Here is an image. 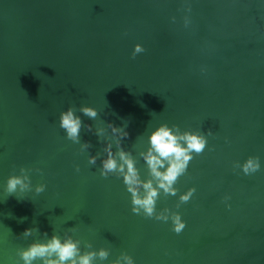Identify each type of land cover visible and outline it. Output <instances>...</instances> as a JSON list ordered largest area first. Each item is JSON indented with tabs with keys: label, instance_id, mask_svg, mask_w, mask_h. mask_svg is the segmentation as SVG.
I'll return each mask as SVG.
<instances>
[{
	"label": "water",
	"instance_id": "obj_1",
	"mask_svg": "<svg viewBox=\"0 0 264 264\" xmlns=\"http://www.w3.org/2000/svg\"><path fill=\"white\" fill-rule=\"evenodd\" d=\"M190 4L186 13L183 0H0V185L21 166L43 170V181L31 173L25 199L0 204V227L12 230L5 258L55 231L82 247H109L110 258L127 251L136 264H264V4ZM136 43L145 52L132 58ZM83 105L98 117L79 113ZM68 107L93 132L127 124L133 152L160 123L212 131L176 185L195 187L192 199L179 209L177 197L158 201L181 212L182 233L131 212L121 180L87 162L102 150L97 137L81 130L89 150L65 138L58 117ZM249 155L261 158V170L234 171ZM29 227L39 231L19 237Z\"/></svg>",
	"mask_w": 264,
	"mask_h": 264
},
{
	"label": "clouds",
	"instance_id": "obj_2",
	"mask_svg": "<svg viewBox=\"0 0 264 264\" xmlns=\"http://www.w3.org/2000/svg\"><path fill=\"white\" fill-rule=\"evenodd\" d=\"M183 3L186 5L185 12L190 13V0H183ZM260 3L264 4V0H260ZM171 19L172 22L176 21L175 16ZM190 24V16L184 15V27L188 28ZM143 52H145L144 46L136 43L132 49V58ZM200 71L205 72L206 68L202 66ZM79 113L95 120L99 112L93 106L83 105L79 108ZM58 126L63 130L65 138L75 145H80L82 150L92 148L90 141L81 140L82 129L97 137L98 142L103 145L102 150L94 155L90 153L87 156V162L90 166H96L99 161L97 170L100 177L114 176L121 180L125 191L129 194L131 212L134 215L170 223L171 231L177 235L185 230L187 222L183 219L181 212L167 206L158 208V201L161 197H177L175 209H179L181 204L192 199L196 192L195 187H189L181 192L176 185L180 177L187 173L194 157L202 154L208 147V137L213 135L211 130L205 133L201 129H182L178 124L160 123L148 132L146 147L133 152L124 145V141L130 135L127 131V124L117 126L108 122L109 134H106L105 128H97L93 132L92 124H85L81 115H78L73 107H68L59 113ZM225 142H229L227 137H225ZM261 167V158L254 155H249L242 163L233 162V170L239 169L245 176L257 173ZM75 170L80 171L78 164ZM33 171L40 173L43 181L41 168L21 166L18 174L16 172L10 174L0 185V204L5 203L12 196L18 201L25 199V194L33 191L31 178ZM46 187L45 182L38 183L34 187V192L37 195L43 193ZM230 200V194H225L221 199L229 210L232 207ZM8 215L11 216V213ZM0 216H3V213H0ZM0 225H4L2 219H0ZM6 229L0 227V264H97L98 260L102 264L103 262L136 264L133 255L127 251H120L115 258H110L112 251L109 247L93 248L91 243L82 247L79 239L67 233L62 236L55 231L51 235L45 232L44 239L31 240L27 246L16 247L15 256L9 255L5 258L4 245L12 236V230L8 227ZM34 231H39V229L25 228L19 237H31Z\"/></svg>",
	"mask_w": 264,
	"mask_h": 264
}]
</instances>
